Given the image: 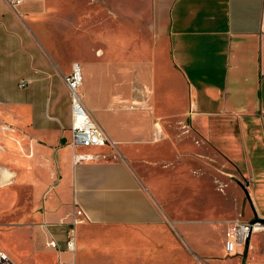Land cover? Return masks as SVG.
<instances>
[{
    "label": "crops",
    "instance_id": "crops-1",
    "mask_svg": "<svg viewBox=\"0 0 264 264\" xmlns=\"http://www.w3.org/2000/svg\"><path fill=\"white\" fill-rule=\"evenodd\" d=\"M97 4L82 18L73 0H0V216L13 237L0 252L13 264H247L257 232L231 254L224 233L252 207L264 217V0ZM73 62L116 142L78 148L101 161H72ZM212 151L230 176H209ZM169 162L171 182L146 176Z\"/></svg>",
    "mask_w": 264,
    "mask_h": 264
},
{
    "label": "built area",
    "instance_id": "built-area-1",
    "mask_svg": "<svg viewBox=\"0 0 264 264\" xmlns=\"http://www.w3.org/2000/svg\"><path fill=\"white\" fill-rule=\"evenodd\" d=\"M19 0H8L11 6L18 3ZM64 81L68 88L70 100V138L68 144L73 148L72 161L73 163L85 161H101L106 155L97 152H82L80 147L103 146L106 144L116 148V142L107 134V132L96 122L90 111L84 104L82 98L81 72L77 62H73L71 72L64 76ZM29 80L20 79L18 86L23 88L27 86ZM80 214V211H77ZM264 230V224L260 222L234 221L228 225L224 233V249L227 254L235 251V248L241 245H248L250 236L253 233ZM46 247L59 251L57 241L50 238L46 242ZM65 250L74 252L76 250V239L73 230L69 231L65 239ZM0 264H13L10 259L0 252ZM58 264H75L73 261H59Z\"/></svg>",
    "mask_w": 264,
    "mask_h": 264
},
{
    "label": "rangeland",
    "instance_id": "rangeland-1",
    "mask_svg": "<svg viewBox=\"0 0 264 264\" xmlns=\"http://www.w3.org/2000/svg\"><path fill=\"white\" fill-rule=\"evenodd\" d=\"M73 1L78 4L77 12L79 14V17L84 18L87 17L93 11V9L97 10V6H98L97 3H99L100 5H104L106 4L107 0H73ZM69 11L76 12V9L72 8ZM185 143H186V139H185ZM171 159L172 158H170V160ZM181 160H185V162L187 163V161L190 160V158L187 153H184ZM206 162L211 166L209 176L212 179L216 177L219 178L220 176H230L229 172L228 174L227 172L224 171V169H222L220 156L216 154L214 151L211 152V156L209 160L208 159L206 160ZM195 164H196V169H195L196 175L199 176L198 172L199 173L201 172L200 174L203 176L202 174L204 170L203 162L196 160ZM189 167L190 165H185V170L182 171L181 175L187 177L189 175ZM175 171L176 170L172 168L171 162L167 164L160 163L155 167V169L148 170L146 172L147 173L146 176L150 177V174L153 173L152 175L153 179L156 177H163L169 180V182H171L172 178L175 176L174 174ZM206 171H208L207 168ZM190 173H193V170L191 171L190 169ZM205 176H208L207 172ZM167 188L168 189L165 190V192L168 191L171 192L172 185L169 183ZM216 188L218 190L219 186H217ZM245 203H246V198H245ZM11 222H12L11 216L9 217L0 216V250H6L8 253H11L12 244H13V237L11 231H9V229L12 226ZM245 255L247 257V264H264V230L257 232V240L255 242V246H252V249H249V251H247Z\"/></svg>",
    "mask_w": 264,
    "mask_h": 264
},
{
    "label": "water",
    "instance_id": "water-1",
    "mask_svg": "<svg viewBox=\"0 0 264 264\" xmlns=\"http://www.w3.org/2000/svg\"><path fill=\"white\" fill-rule=\"evenodd\" d=\"M244 192H245L246 196L248 197V193L245 189H244ZM249 201H250V199H249ZM250 204H251V201H250ZM252 212H253V216H252L250 222H252V223L253 222H260V223L264 224V217H260L253 207H252Z\"/></svg>",
    "mask_w": 264,
    "mask_h": 264
}]
</instances>
